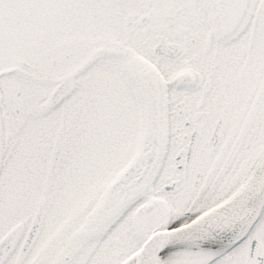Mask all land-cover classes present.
I'll list each match as a JSON object with an SVG mask.
<instances>
[{
    "label": "snow or ice",
    "instance_id": "obj_1",
    "mask_svg": "<svg viewBox=\"0 0 264 264\" xmlns=\"http://www.w3.org/2000/svg\"><path fill=\"white\" fill-rule=\"evenodd\" d=\"M0 264H264V0H0Z\"/></svg>",
    "mask_w": 264,
    "mask_h": 264
}]
</instances>
